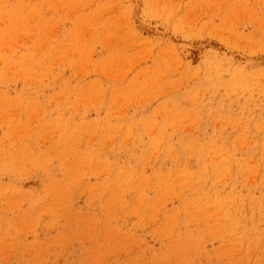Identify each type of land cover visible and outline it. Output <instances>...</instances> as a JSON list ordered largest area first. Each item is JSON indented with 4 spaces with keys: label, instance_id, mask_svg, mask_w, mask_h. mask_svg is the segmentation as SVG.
Segmentation results:
<instances>
[{
    "label": "rangeland",
    "instance_id": "1",
    "mask_svg": "<svg viewBox=\"0 0 264 264\" xmlns=\"http://www.w3.org/2000/svg\"><path fill=\"white\" fill-rule=\"evenodd\" d=\"M0 264H264V0H0Z\"/></svg>",
    "mask_w": 264,
    "mask_h": 264
}]
</instances>
